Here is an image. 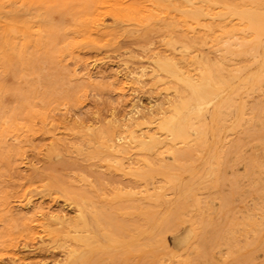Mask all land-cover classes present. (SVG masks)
Segmentation results:
<instances>
[{
    "label": "rangeland",
    "instance_id": "rangeland-1",
    "mask_svg": "<svg viewBox=\"0 0 264 264\" xmlns=\"http://www.w3.org/2000/svg\"><path fill=\"white\" fill-rule=\"evenodd\" d=\"M84 1L0 0V264H264V0Z\"/></svg>",
    "mask_w": 264,
    "mask_h": 264
},
{
    "label": "bare ground",
    "instance_id": "bare-ground-1",
    "mask_svg": "<svg viewBox=\"0 0 264 264\" xmlns=\"http://www.w3.org/2000/svg\"><path fill=\"white\" fill-rule=\"evenodd\" d=\"M21 1H25V0H21ZM97 1L100 2H107L109 0H86V2L84 1L85 5L84 7L88 8L97 3ZM22 6V5H21ZM173 9V8H172ZM177 10V9H176ZM182 10V9H180ZM189 9H187L188 11ZM191 11H193L192 9H190ZM189 10L188 13H190L191 11ZM238 10V9H236ZM184 11V10H183ZM186 11V9H185ZM198 11V10H197ZM239 11V10H238ZM181 12V11H180ZM192 13V12H191ZM193 15V14H192ZM202 15V14H201ZM204 15V14H203ZM223 15V14H222ZM225 15V14H224ZM211 17V16H210ZM219 17V16H218ZM1 19V18H0ZM160 20V18L158 19ZM3 21V20H2ZM147 23V22H146ZM145 23V24H146ZM4 25L6 27V30L10 32V30H12L10 23L5 20L4 21ZM5 30V29H4ZM256 32V31H255ZM239 34V33H238ZM263 41V40H262ZM182 46V45H181ZM183 47V46H182ZM261 48L264 50V46L262 45ZM178 49V48H177ZM264 53L261 54V59L259 60V64L260 65H264ZM159 69L162 71H166L169 74H171L172 76L176 77V78H181V79H186L188 85H190V88L192 90L191 92V102L192 104H190L187 101L182 102L181 104H179L178 106H176L169 118H168V123H170V127L176 132H185L186 134H188V128L189 127H194V124L197 121L206 119L207 116L206 115H201L198 114L196 115L195 118H197L196 121L192 120L191 117L188 116L189 113V109H191L192 107H195L197 110H201L202 108H204L205 106H207L209 103H211L213 100L217 99L219 96L222 95L223 92H228L230 90H232V83H228L225 82L223 80L222 77H220L219 74L213 73L212 71H210L209 69L205 68L201 74L199 75V83L195 84L196 81L195 79L191 76V75H186L184 72H182L181 70H179L177 67L169 65L167 63H158ZM75 68V67H74ZM77 71V70H76ZM259 74H256L255 78L257 80H260ZM255 79V80H256ZM236 84V82H235ZM159 100V99H158ZM192 105V107H191ZM132 106V105H131ZM131 109V108H130ZM194 132L198 135L202 134V131L196 127L193 128ZM193 132V131H192ZM107 146V145H106ZM152 147V146H151ZM115 152V151H114ZM198 152V151H197ZM187 159V158H186ZM120 199V198H118ZM85 224L91 228L94 232L93 235V240L86 238V242L89 244H94L95 240L98 235H99V229H98V225L95 222V220L92 219H85Z\"/></svg>",
    "mask_w": 264,
    "mask_h": 264
}]
</instances>
